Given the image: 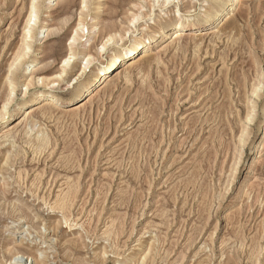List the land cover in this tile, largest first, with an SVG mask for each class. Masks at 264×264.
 Listing matches in <instances>:
<instances>
[{
    "label": "rangeland",
    "instance_id": "rangeland-1",
    "mask_svg": "<svg viewBox=\"0 0 264 264\" xmlns=\"http://www.w3.org/2000/svg\"><path fill=\"white\" fill-rule=\"evenodd\" d=\"M95 1L35 0L29 28L33 0H0V264H264V0H241L222 31L211 21L184 33L187 50L154 42L139 60L162 61L146 79L137 65L133 82L102 85L92 106L72 104L92 69L144 27L224 0H104L101 32L117 25L124 40L101 51L94 38L65 71L76 25L89 22ZM39 92L59 98L51 117L38 115L45 100L32 105ZM42 134L51 143L39 152L32 143ZM74 181L66 222L51 206Z\"/></svg>",
    "mask_w": 264,
    "mask_h": 264
},
{
    "label": "bare ground",
    "instance_id": "bare-ground-1",
    "mask_svg": "<svg viewBox=\"0 0 264 264\" xmlns=\"http://www.w3.org/2000/svg\"><path fill=\"white\" fill-rule=\"evenodd\" d=\"M35 0H33L32 2V11H31V15H30V18L27 22V25L30 26L29 28H31V21H32V17L36 16V11L38 10V3H35L34 2ZM49 3H52L54 0H47ZM103 1L104 0H96L95 3H94V13L92 15H90L89 17V22H87V24L85 23V21H83V19H80V21L78 22V24L76 25V29L74 30V35L72 36L71 38V43L72 45L76 44L78 42V50L76 49H72L71 48V52H70V55L69 57H64V70L66 71V68L67 67H70L71 65V58L72 57H75L76 55H79V54H83V53H86L87 51V47L90 45L91 41L94 39V38H97V37H100L102 36V47H100V50L103 51L106 49L107 45H109V42H120L121 40L123 41L124 40V36L122 35V33L118 32V26L117 25H111V26H108L104 32H101V26H100V16H99V11L100 9H102L103 7ZM144 1H148V0H144ZM156 2H160V0H155ZM240 1L241 0H224L221 4L219 5H216L215 7H212L210 10H206L204 11L202 14H200L199 16H194L192 14H188L187 16L182 14L181 12L178 11V14L176 13V18L174 20H172L171 22H164V23H158L156 25H154V28L151 29V27L149 26H146L144 27L143 29V32L141 34H137L135 35L134 37L128 39L127 41H124L119 48H116L112 51H110L106 57L104 58L103 61H101L98 66H96L94 69H92V71L85 77V79L79 84V86L76 88V90L74 91L72 97L70 98V100H68L70 103L74 104L76 102H81V101H94L97 97V89L99 87H101L102 85H105L106 83L108 85H112V84H116V80L120 79V80H124L126 83H131L134 81V77L133 76V73H132V69H134L135 66L138 65V69H139V75H137L138 77L141 76L142 78L145 77V75L147 74V76L149 75L150 71H151V68L155 65L154 63H157V65L159 66L160 63L159 61L157 60L158 57L160 56H156L155 58H151L148 57V58H144L143 59V62H140V60L143 58H141L139 60V57L140 56H144L146 57V55H148L149 53V49H150V45H152L154 42H158V41H167V40H172L176 43H179V50L183 49V50H187V46L189 45V39L187 40H183V34L184 33H188V32H192L193 30L196 31L200 28H203L204 26H206L208 23H210L212 21V23H216V27L217 29L220 30V28H222L224 25L223 23L225 21L228 22V20L232 17V15L235 14V12L238 10L239 6H240ZM85 2V1H84ZM172 2V0H163L161 3V5H169L170 3ZM85 7H87V2L85 3ZM143 6L140 7V9L142 8ZM145 16V13L142 12V13H136L135 16L133 17L132 20H130V22L132 24L135 25V23L140 19V18H143ZM231 21V20H230ZM234 24V22H233ZM25 26L28 27V26ZM135 27V26H134ZM120 28V27H119ZM229 28H235L234 26H229ZM223 30V29H222ZM220 30V31H222ZM234 30V29H233ZM192 39V38H191ZM192 41V40H191ZM173 42V43H174ZM28 44V45H27ZM27 47L30 48V44L27 43ZM101 44V43H100ZM175 44V43H174ZM178 45V44H177ZM199 45V44H197ZM195 45V46H197ZM199 47V46H197ZM195 47V48H197ZM169 48V47H168ZM167 48V49H168ZM166 49V47H165ZM22 55V52H19L18 55H17V58L20 57ZM87 55V54H86ZM90 57L86 58L85 62H84V67H83V73L86 71V69L90 66V64L92 63L93 61V58L91 57V55H89ZM156 65V67H158ZM159 69V67H158ZM111 75H115V78L108 81V78L111 76ZM140 77V78H141ZM144 81V79H142ZM149 78V77H148ZM147 78V79H148ZM146 79V77H145ZM56 81H52L48 84H55ZM14 84V82H11V84ZM145 83V82H143ZM106 84V86H107ZM245 85V84H244ZM112 87V86H111ZM149 87V86H148ZM150 88V87H149ZM148 90H151V88ZM112 89V88H111ZM109 90V89H108ZM257 90V89H256ZM255 90V91H256ZM107 91V90H106ZM152 91V90H151ZM254 91V93H255ZM147 93V92H146ZM153 93V91H152ZM104 95V94H102ZM99 96V95H98ZM145 97V96H144ZM230 97V96H229ZM149 98V97H148ZM231 98V97H230ZM59 99L58 97H54L52 96L51 94L49 93H46V92H39V93H36L32 99L33 101V104L32 105H37L41 102H43L45 100L46 104L48 105V107L46 108H43V109H40L39 108V112H38V115H41V116H45L46 114L48 115L49 112H52L51 110V106H54L56 105L55 101ZM88 99V100H87ZM101 98L99 97V100ZM226 100L228 99V97L226 96L225 98ZM98 100V98L96 99ZM153 100V99H152ZM101 101H103L101 99ZM145 101V100H144ZM230 101H232L230 99ZM9 102V101H8ZM100 102V101H99ZM92 103V102H91ZM90 103V104H91ZM8 104V103H7ZM20 105L18 107H16L13 111V114H16L19 110H21L22 106H23V101L19 103ZM89 104V105H90ZM151 104V102L149 103ZM155 104V103H154ZM158 104V103H157ZM6 105V104H5ZM87 105V104H86ZM93 104H91L92 106ZM10 106V105H9ZM146 106V105H145ZM148 106V105H147ZM150 106V105H149ZM221 106V105H220ZM230 106V105H229ZM5 107V106H4ZM55 107V106H54ZM7 109V107H5ZM4 108V109H5ZM159 108V107H158ZM80 109V108H79ZM86 109V107H85ZM162 110V109H161ZM225 110H226V107H225ZM37 111V110H36ZM79 111V110H78ZM91 111V110H90ZM147 111V110H146ZM220 111V110H219ZM145 112V111H144ZM149 112V111H148ZM160 112V110H159ZM222 112V111H221ZM220 113V112H219ZM226 113L224 111L223 113V119H226L227 116H226ZM50 114V113H49ZM74 114V113H73ZM76 114V112H75ZM46 115V117H47ZM52 115H53V112H52ZM151 115V114H150ZM51 117V114L49 115ZM76 116V115H75ZM32 117V116H31ZM218 117V116H217ZM44 118V117H43ZM48 118V117H47ZM148 118V117H147ZM26 120V119H25ZM156 120V119H155ZM155 120H154V123H155ZM227 122L229 121V119H226ZM159 123V121H158ZM222 123V122H221ZM231 123V122H229ZM219 124V123H218ZM217 124V125H218ZM36 125V124H35ZM226 125V124H225ZM224 126V125H223ZM158 127V126H157ZM217 127V126H216ZM231 127V126H229ZM149 128V127H148ZM30 129V128H29ZM158 129V128H157ZM232 130V128H230ZM15 130V129H14ZM13 131V130H11ZM9 132L8 135H14L16 132L18 133V131L16 132ZM31 131V130H30ZM222 131V130H220ZM73 132V131H72ZM148 132H149V129H148ZM219 132V130H218ZM16 133V134H17ZM154 133V132H153ZM7 134V133H6ZM148 134V133H147ZM155 134V133H154ZM215 134V133H214ZM221 134V133H220ZM71 135V134H70ZM74 135V133H73ZM218 135V133H217ZM225 135V134H224ZM7 136V135H6ZM5 136V137H6ZM20 136V135H19ZM69 136V135H68ZM144 136V135H143ZM142 136V137H143ZM228 136V135H227ZM12 137V136H11ZM70 137V136H69ZM68 137V139H69ZM75 137V136H74ZM73 138V137H72ZM148 138V137H147ZM76 139V138H75ZM146 139V137H145ZM72 140V139H71ZM143 140V139H142ZM151 140V139H150ZM225 140V139H224ZM230 140V139H229ZM51 141V138H50V135L48 136L47 134L43 135L37 139V141H34L32 143V145L34 147H36L35 149L37 151H43L44 149L46 150V147L49 145L50 146V142ZM66 141V140H65ZM152 141V140H151ZM29 143V141H27ZM31 142V141H30ZM71 142V141H70ZM69 142V143H70ZM225 142V141H224ZM229 142V141H228ZM74 143V142H73ZM136 144V143H135ZM224 144V143H223ZM229 144V143H228ZM148 145V144H147ZM146 145V146H147ZM152 146V145H151ZM224 146V145H223ZM33 148V147H32ZM48 148V147H47ZM34 149V148H33ZM146 149V148H145ZM72 150V149H70ZM73 151H74V148H73ZM36 152V151H34ZM146 152V151H145ZM38 153V152H37ZM43 153V152H41ZM73 154V152H71ZM75 153V152H74ZM77 153V152H76ZM75 153V154H76ZM70 154V157L71 155ZM68 155V153H67ZM66 155V157H68ZM78 156V155H77ZM69 157V159H70ZM74 157V155H73ZM77 158V159H76ZM75 161L77 162V160H79V156L76 157ZM135 158V157H134ZM133 158H131L132 160ZM10 161V157H7L6 158V162H9ZM70 161V160H69ZM73 161V160H72ZM71 161V163H72ZM210 161V160H209ZM133 162V161H132ZM139 162V161H137ZM75 163V162H74ZM69 164V162H68ZM77 164L79 165V161L77 162ZM71 165H74V164H71ZM77 165V166H78ZM134 165V164H133ZM201 165V163H200ZM75 166V165H74ZM139 167V163L137 165ZM137 167V168H138ZM201 167V170L204 169V167L202 168V166H199ZM198 167V168H199ZM75 168V167H74ZM131 168V167H130ZM134 168H136L134 166ZM134 168H132L134 170ZM197 168V169H198ZM131 170V169H130ZM137 170V169H136ZM138 170H140V168H138ZM208 170V169H207ZM132 172V171H131ZM139 172V171H138ZM137 172V174H138ZM204 173V172H203ZM208 173V172H207ZM206 173V174H207ZM205 174V175H206ZM135 175V174H134ZM191 175V174H190ZM200 175V174H199ZM203 176V174H202ZM200 177V176H199ZM137 178V176H136ZM199 179V178H198ZM203 180V179H202ZM188 184H194L196 182V177L194 176L192 179H189V181H187ZM201 182V180H200ZM18 183V182H17ZM68 184V189H66V191H62L63 193L62 194H59L58 195V199L56 201V204L53 205L52 204V208L53 210L58 209L61 211L60 213L63 214L64 216V220H66V222L68 221V219H70L68 216L69 215V211H70V207L72 208L71 204L73 205L72 202H74L76 200V197L78 198L77 196V193L80 191V187L78 186V181L77 183L74 181L73 183L72 182H66ZM19 184V183H18ZM66 184V185H67ZM186 184V182H185ZM209 184V183H208ZM21 184H19L20 186ZM65 185V186H66ZM128 185V184H127ZM133 185V184H132ZM196 185V184H195ZM200 185V183L198 184ZM197 185V187H198ZM22 186V185H21ZM188 186V185H187ZM130 187V185L128 186ZM133 187V186H132ZM184 187V186H183ZM193 187V186H192ZM191 187V188H192ZM196 187V186H195ZM210 187V186H209ZM121 188V187H120ZM131 188V187H130ZM204 188V187H202ZM119 189V188H118ZM126 189V188H125ZM133 189V188H132ZM207 189V188H206ZM204 191L205 194H207V199H208V193L206 190ZM63 190V189H62ZM79 190V191H78ZM120 190V189H119ZM197 190V189H196ZM194 191V190H193ZM199 191V190H198ZM133 192V191H132ZM209 192V191H208ZM122 193V192H120ZM129 193H127L128 195ZM132 194V193H131ZM262 194V193H261ZM121 195H124V194H121ZM203 195V194H202ZM116 196V195H115ZM129 196V195H128ZM131 196V195H130ZM172 197V196H171ZM204 197V195H203ZM201 198V197H200ZM75 199V200H74ZM121 202L124 201L125 203V200H126V197L125 196H121ZM119 199V201H120ZM74 200V201H73ZM129 200V199H128ZM173 201L174 200V197L172 199ZM202 202L204 199H201ZM200 200V201H201ZM209 200V199H208ZM211 200V199H210ZM75 203V202H74ZM124 203L122 205H124ZM119 204V202H118ZM166 204V203H165ZM201 204V203H200ZM208 204V203H207ZM202 205V204H201ZM165 206V205H164ZM205 206V205H204ZM15 207V206H14ZM19 207V206H18ZM17 207V208H18ZM50 207V208H51ZM122 207V206H121ZM206 207H208L206 205ZM51 208V209H52ZM165 208V207H164ZM168 208V207H166ZM20 210V207L18 208ZM163 209V208H162ZM161 209V210H162ZM16 210V209H15ZM169 210V208H168ZM200 210V209H199ZM13 211H14V208H13ZM167 212V210H165ZM165 211H163L165 213ZM16 212V211H15ZM72 212V210H71ZM159 212V211H158ZM170 212V211H169ZM205 213L207 211H204ZM22 213H20L21 215ZM24 214V213H23ZM161 214V213H160ZM168 214V213H167ZM26 215V213H25ZM163 216L166 218V216L162 213V218ZM170 216V215H169ZM203 216V215H202ZM28 217V216H27ZM204 217V216H203ZM169 217H167L168 219ZM208 218V217H207ZM29 219V217H28ZM199 219V218H198ZM116 221L118 219H115ZM115 220L113 219V222H115ZM119 220H122L121 218ZM165 220V219H164ZM204 221V220H203ZM112 222V224H113ZM121 222V221H120ZM116 223V222H115ZM114 223V224H115ZM118 224V223H117ZM122 225L123 223H119V225ZM200 224V223H199ZM116 225V224H115ZM112 226V225H111ZM110 226V227H111ZM118 226V225H116ZM114 227V225L112 226ZM122 227V226H121ZM110 230V228H108V230L106 231V234L107 232ZM150 230V229H149ZM111 231V230H110ZM197 231H200L199 229ZM113 232V231H111ZM111 232H108V236H111L109 235ZM118 232V231H117ZM115 232V233H117ZM121 232V231H120ZM114 233V234H115ZM113 234V235H114ZM105 235V234H104ZM112 235V236H113ZM117 236H118V233H117ZM116 236V237H117ZM159 236V235H158ZM114 237V238H116ZM113 237H111L110 239H112ZM159 238V237H158ZM155 239V238H154ZM113 240V239H112ZM116 241V240H115ZM77 243V242H76ZM116 244V242L114 243V245ZM79 246V245H78ZM116 246V245H115ZM114 247H112L113 249ZM115 250V249H114ZM112 252H115V251H112ZM36 253V252H35ZM107 252H105L106 254ZM117 253V252H116ZM37 255V254H36ZM119 255V254H118ZM117 255V256H118ZM39 257V256H38ZM42 261V260H40ZM77 262V261H76ZM84 264V260H81V262H79V264ZM144 264H148L147 261L144 262Z\"/></svg>",
    "mask_w": 264,
    "mask_h": 264
}]
</instances>
